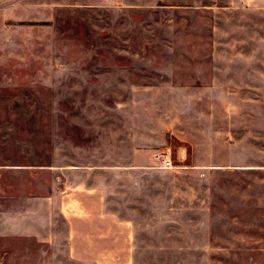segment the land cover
I'll return each instance as SVG.
<instances>
[{
	"label": "rangeland",
	"instance_id": "374dc122",
	"mask_svg": "<svg viewBox=\"0 0 264 264\" xmlns=\"http://www.w3.org/2000/svg\"><path fill=\"white\" fill-rule=\"evenodd\" d=\"M11 9L37 49L0 87V208L53 223L55 264H69L63 191L98 183L133 202L134 264H264V88L207 87L223 54L258 59L264 0H0ZM161 154L187 197L199 177L198 206ZM132 158L147 160L134 176ZM143 170L151 184L133 185Z\"/></svg>",
	"mask_w": 264,
	"mask_h": 264
},
{
	"label": "crops",
	"instance_id": "0c3cea01",
	"mask_svg": "<svg viewBox=\"0 0 264 264\" xmlns=\"http://www.w3.org/2000/svg\"><path fill=\"white\" fill-rule=\"evenodd\" d=\"M263 6V5H262ZM14 10H0V87H13L21 83L23 78L24 53L33 55L31 46L37 49V35L32 34L33 25H26L29 34L24 45V25L12 17ZM34 38V40H33ZM227 52L235 51L226 50ZM251 51V50H250ZM254 53L255 61L243 59V51L238 50L224 57L213 67L209 76L208 88L231 89L254 87L264 88V49ZM37 57V53H34ZM253 65H252V64ZM32 68L29 69V72ZM229 94V93H228ZM211 102V94H207ZM225 98L224 102H231ZM147 160L132 158L128 161L132 176L135 169L142 168ZM207 166L210 161L201 163L194 161L193 165ZM5 167V166H4ZM9 167H15L10 165ZM144 167V166H143ZM158 167V166H157ZM154 167L161 171L160 168ZM140 181L133 180V185L149 186L150 171H141ZM165 172H172L180 200H189L190 206L199 205L198 176H189L190 194L184 195L182 187L187 179L186 173H174L165 168ZM116 177H119L116 174ZM117 181V180H116ZM84 185V184H82ZM108 193L100 183L96 186H79L63 191V214L68 221L67 251L69 264H134L136 249L139 247L137 232L138 225L132 212H125L123 207H131L130 199H121L117 189ZM129 195V193H126ZM16 199V197H15ZM126 201V202H124ZM145 206V205H142ZM122 209V210H120ZM37 214V213H36ZM38 215H31L24 223L22 204L8 202L0 208V264H55L53 251L56 248L55 229L53 223L39 224L30 222ZM23 238L28 245L24 246ZM28 250L23 252V248ZM41 253V256H39Z\"/></svg>",
	"mask_w": 264,
	"mask_h": 264
},
{
	"label": "built area",
	"instance_id": "2783aa9c",
	"mask_svg": "<svg viewBox=\"0 0 264 264\" xmlns=\"http://www.w3.org/2000/svg\"><path fill=\"white\" fill-rule=\"evenodd\" d=\"M159 156L161 158L162 167L163 168H171V167H173V162H172L171 158H169V157H167V156H165L163 154H161Z\"/></svg>",
	"mask_w": 264,
	"mask_h": 264
}]
</instances>
